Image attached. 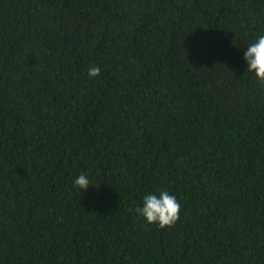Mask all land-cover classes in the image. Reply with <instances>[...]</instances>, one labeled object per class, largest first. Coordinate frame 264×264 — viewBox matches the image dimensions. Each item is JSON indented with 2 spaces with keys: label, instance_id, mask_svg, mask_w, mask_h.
<instances>
[{
  "label": "trees",
  "instance_id": "1",
  "mask_svg": "<svg viewBox=\"0 0 264 264\" xmlns=\"http://www.w3.org/2000/svg\"><path fill=\"white\" fill-rule=\"evenodd\" d=\"M260 35L264 0H0V264H264Z\"/></svg>",
  "mask_w": 264,
  "mask_h": 264
},
{
  "label": "clouds",
  "instance_id": "2",
  "mask_svg": "<svg viewBox=\"0 0 264 264\" xmlns=\"http://www.w3.org/2000/svg\"><path fill=\"white\" fill-rule=\"evenodd\" d=\"M244 59L248 65L247 72H253L260 84L264 85V35H260L247 47ZM88 75L91 78H97L101 75V70L98 66H91L88 69ZM74 184L86 191L91 181L86 174L81 173ZM181 210V203L168 191H161L159 195H146L143 198V206L135 208L139 217L148 224L158 225L161 229L174 227L180 219Z\"/></svg>",
  "mask_w": 264,
  "mask_h": 264
}]
</instances>
